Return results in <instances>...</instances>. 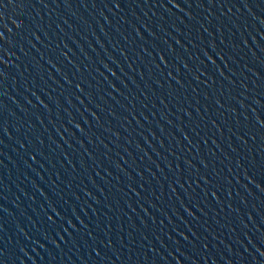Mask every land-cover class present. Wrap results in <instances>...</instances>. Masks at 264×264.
Listing matches in <instances>:
<instances>
[{"label": "water", "instance_id": "water-1", "mask_svg": "<svg viewBox=\"0 0 264 264\" xmlns=\"http://www.w3.org/2000/svg\"><path fill=\"white\" fill-rule=\"evenodd\" d=\"M45 2L5 0L0 9L9 42L13 35L18 41L0 85L7 93L0 95L8 128L0 131L6 256L15 264H264V192L251 163L264 157V126L256 119L264 120V26L254 18L264 16V0L251 13L242 0L228 7L204 0L191 9L180 0L184 11L165 0L171 12L143 0H122L119 10L103 0L95 8L90 0ZM162 49L164 63L156 55ZM214 49L228 55L221 59ZM77 82L91 102L73 94ZM214 186L217 198L203 195ZM193 188L195 199L186 194ZM46 197L72 216L64 240L51 229V238L43 235L44 213L51 215Z\"/></svg>", "mask_w": 264, "mask_h": 264}, {"label": "snow or ice", "instance_id": "snow-or-ice-1", "mask_svg": "<svg viewBox=\"0 0 264 264\" xmlns=\"http://www.w3.org/2000/svg\"><path fill=\"white\" fill-rule=\"evenodd\" d=\"M53 2H55V0H53ZM89 2V0H81L82 6H86V4ZM91 2V6L93 8L96 7V0H90ZM134 2L137 3V6H140V0H134ZM196 4L197 8H203L204 7V0H184V5L187 6L188 9H191L192 7V3ZM208 4L211 5L213 3V0H207ZM217 4L220 5L222 4L223 7H228V2H230V0H216ZM243 2V7L245 9H247L250 13L252 10V6L254 5L255 7L259 8L260 2L259 0H242ZM40 3L43 4V6L45 8H47L49 5L45 2V0H40ZM65 4L66 6H70L68 5V0H65ZM143 4L144 5H151V6H156L158 4L159 7L161 8H165L168 12H171V8H167V5H171L172 8H176V9H180L181 11H184V7L182 6L180 0H167V5L165 3V0H143ZM115 8V9H121L122 8V0H103V7L104 8H109V7ZM233 6H235V4H233ZM7 5L5 3V0H0V9H4L6 8ZM229 11H231V9L229 8ZM146 14V13H145ZM155 15V13H153ZM185 15L189 18V20H193L195 19V17L192 15L191 11H185ZM221 15H223V13H221ZM254 18L259 20V24L261 26H264V16H255ZM16 23L20 24L21 28L24 27V21L20 18V17H16ZM105 22L108 21V17H104ZM123 19V17L121 18ZM205 19H207V17H205ZM219 20V17L217 18ZM9 22L7 20V17L5 15V13L3 11H0V85H3V77L4 75H6V68L7 65L5 63V61H8L9 58V54H11L12 56H16V52L13 48V44H17L18 41L16 40L15 35H13L11 37V41L12 43L9 42V38H8V29L5 26L6 23ZM11 22V21H10ZM16 23H13V29L16 28ZM160 27H162V25H159ZM201 27H203V25L201 24ZM101 31H103V28H101ZM146 31H148L150 36H155L156 33L150 29H146ZM205 32H208L209 29L208 28H204ZM31 35L34 36L37 40L40 39L39 36L36 35L35 32H31ZM137 36H140V32L137 30L136 32ZM171 35V34H170ZM23 39V37H22ZM175 39V37H174ZM189 43H191V41H189ZM176 44L179 45L180 44V40L176 39ZM21 51H23V47L21 46L20 48ZM262 50H264V48H262ZM165 50H160L157 51L156 55L159 57L160 63H164L166 57L162 54V52ZM167 51L171 52L172 51V46L168 45ZM215 51V49H214ZM61 55H65V53L61 52ZM149 55H151V53H149ZM215 55L220 57L221 59H224L225 56L228 55V53L224 52L223 49L219 50V51H215ZM204 56L207 57L208 61L211 63H215V61L213 60L212 55H210L207 51L204 52ZM231 57L229 56V59ZM48 63L51 64L52 60L49 59ZM69 63H71V61H69ZM37 68H40L41 66L37 63L36 65ZM105 69L111 73L113 76L116 75L115 71L113 70V68L111 66H109L107 63L104 64ZM129 67H131V65H129ZM156 67L159 68L160 64H156ZM225 67H227V65H225ZM184 68L186 70L190 71V66L187 63H184ZM199 70V69H197ZM251 71V69H249ZM57 71H60V69L58 68ZM221 75H223V72H221ZM168 76L172 77L173 80L176 81L177 85L181 84V80L178 77L172 76V73L169 72ZM51 79V77H49ZM196 79H198V77H195ZM65 83L71 85L72 81L67 77V75H65L64 77ZM157 83H159V81H157ZM110 87H114V85L110 84ZM172 88V85H169V89ZM76 92L81 93L85 96H87L89 98V101L91 102V93L86 91V89L82 86L81 83L77 82L74 85V92L73 94H75ZM6 91H5V87L4 86H0V95H6ZM110 94V93H109ZM171 95V92L169 93ZM32 95L36 96V93L33 92ZM37 100H40L39 96H36ZM76 99L80 100V95H76ZM71 102V101H69ZM164 101L161 100V103H163ZM254 102L259 105L260 101L254 98ZM29 103H31V101H29ZM41 103H44L43 101H41ZM81 103H83V101L81 100ZM217 104H219V100L216 101ZM45 107H48L47 104L44 105ZM241 106H243L242 102H241ZM99 107V106H97ZM4 108V104H3V100H0V113H2ZM91 112V115L93 116V118H98L97 117V113L95 111H92L91 109H88ZM77 111H79V109H77ZM197 114H199V109L196 110ZM255 111V110H254ZM185 115L191 116V113L188 112L187 110H185ZM257 122L260 123L262 126H264V120H262L259 116L256 117ZM69 123H73L72 120L69 121ZM137 123H139V121H137ZM213 124H215V121H213ZM75 128L77 130L83 131V128L81 126L80 123H75ZM192 131H195V128L191 129ZM0 131H2L5 135L8 134V128H7V121L6 120H2L0 119ZM181 132L184 131V129H180ZM198 134V133H197ZM255 137H253L254 139ZM37 139H39V137H37ZM185 140H188V136L185 135L184 136ZM242 139V137H241ZM262 139H264V134H262ZM3 141H0V143H2ZM67 143V141H65ZM191 141H189L190 143ZM41 143H43L41 141ZM213 143H215V141H213ZM163 146V145H162ZM24 145L21 144V148H23ZM36 152H28L27 156L32 159L35 160L36 159ZM40 155H43V152H39ZM203 163V161H201ZM25 163H27V161H25ZM186 163L190 164V161H186ZM252 167L256 169L257 173L259 174V176L262 178L260 181H257L255 186L256 188L260 191V192H264V157H262V159L260 161H255L253 160L252 162ZM30 166V165H29ZM189 172H191V169H188ZM139 174V173H138ZM187 179H191V176L187 177ZM201 180L205 181V184H210L212 183L211 181L207 180L206 176H201L200 177ZM179 181H177L178 183ZM54 183V182H53ZM129 189L133 192H135V189L132 188V185L129 184L128 185ZM169 187H171V185H169ZM189 187L191 188V185H189ZM197 187H199V185H197ZM53 191H55V189H53ZM172 191L174 192L175 189H172ZM195 189L193 188L192 191L187 192L186 194L192 198L195 199L194 193H195ZM201 191L203 192L204 196H207L209 192H211V195L214 198H217V189L214 186L213 188H208V189H201ZM42 195H44V193H41ZM137 196L140 195L139 192L136 193ZM46 202H47V209L50 210L51 215L48 214V212L44 213L45 216V221L47 224V228L43 231V235L46 239L51 238L49 236V232L48 229H51L52 232L55 233V236L59 237L60 240H64L65 237L63 235H61V232H68V228L65 227V224H67L70 227H75L74 223H73V219L72 216H65L64 212L61 210L63 205H61L60 207L57 206L55 200L52 199V197H46ZM43 207V205H42ZM187 210V209H186ZM0 211H7V209H4L2 205H0ZM72 215L75 216V211L73 210ZM76 220H79L81 224H83V220L80 219L79 216H75ZM3 226L0 225V230H2ZM21 232H23V229H20ZM71 235V234H69ZM89 235H91V233H89ZM179 235L181 237H184L185 240L188 239L187 236H185V234L183 232H180ZM0 239H2V236H0ZM38 242V241H37ZM262 242H264V240H262ZM52 243L56 244V240L52 239ZM41 247H44L43 244L40 245ZM6 247H0V264H15L14 261H12L10 259L9 256H6ZM21 251H23V249L21 248ZM93 251H95V249H93ZM177 251H180L179 248L177 249ZM257 251H259V249H257ZM183 255V253H181ZM97 255H99V253H97ZM261 255H264V253H261Z\"/></svg>", "mask_w": 264, "mask_h": 264}]
</instances>
